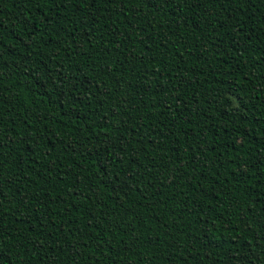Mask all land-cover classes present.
<instances>
[{"label":"trees","instance_id":"obj_1","mask_svg":"<svg viewBox=\"0 0 264 264\" xmlns=\"http://www.w3.org/2000/svg\"><path fill=\"white\" fill-rule=\"evenodd\" d=\"M0 264H264V0H0Z\"/></svg>","mask_w":264,"mask_h":264}]
</instances>
